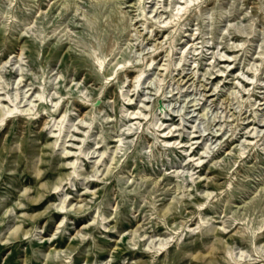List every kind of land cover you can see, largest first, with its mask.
Masks as SVG:
<instances>
[{"label":"rangeland","instance_id":"obj_1","mask_svg":"<svg viewBox=\"0 0 264 264\" xmlns=\"http://www.w3.org/2000/svg\"><path fill=\"white\" fill-rule=\"evenodd\" d=\"M1 108L0 264H264V0H0Z\"/></svg>","mask_w":264,"mask_h":264},{"label":"bare ground","instance_id":"obj_2","mask_svg":"<svg viewBox=\"0 0 264 264\" xmlns=\"http://www.w3.org/2000/svg\"><path fill=\"white\" fill-rule=\"evenodd\" d=\"M2 110H0V115H1V121H2V123L1 124H3V122H4V120H6V118H7V116H10V114H7V113H5V111H4V108H1ZM11 112H14V110H12ZM17 112V111H16ZM12 114V113H11ZM14 114V113H13ZM66 152V151H65ZM71 154V153H70ZM69 154V155H70ZM67 155V154H66ZM69 157V156H68ZM71 157V156H70ZM69 165V164H68ZM35 170L38 172V174H39V176H41V169L39 168V166H35ZM65 210H66V208H65ZM64 210V211H65ZM69 210V209H68ZM66 212V211H65ZM64 213V212H63ZM169 238V237H168ZM166 239V238H165ZM164 240V239H163ZM162 240V241H163ZM166 241H168V239H166L165 241H163L164 243L166 242ZM157 243V242H156ZM164 243H162V244H164ZM167 243V242H166ZM159 244V243H158ZM155 247H156V245H154ZM158 246H160V245H158ZM162 246V245H161ZM160 246V247H161ZM215 244H210V246L208 247V249H209V252H212L214 249H215ZM154 247V248H155ZM163 247H161V248H159V251L160 250H163L162 249ZM205 255L204 254H202V253H196L195 255H194V259L195 260H198V259H202L203 257H204ZM242 256V255H241ZM245 257V256H244ZM242 259V258H241ZM248 259V258H247ZM250 259H252V258H250ZM239 260V259H238ZM244 260V259H243ZM240 261V260H239Z\"/></svg>","mask_w":264,"mask_h":264}]
</instances>
